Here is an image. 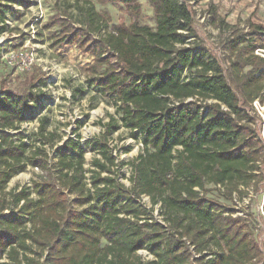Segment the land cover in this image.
<instances>
[{"label":"trees","instance_id":"16d2710c","mask_svg":"<svg viewBox=\"0 0 264 264\" xmlns=\"http://www.w3.org/2000/svg\"><path fill=\"white\" fill-rule=\"evenodd\" d=\"M97 1L122 5L132 20L106 29L108 19L92 4L80 7L78 26L60 17L56 41L92 55L87 81L113 101L115 116L98 138L55 140L43 116L34 139L24 140L19 128L43 107L36 84L45 78L28 77L20 90L0 80V264H255L260 249L241 218L209 192L231 200L264 181V142L251 115V103L263 99V58L232 63L233 89L209 50L190 42L186 0H146L154 27L139 23V0ZM25 2L0 0V33ZM248 27L251 45L236 35L230 49H264V26ZM239 63L252 68L241 75ZM121 127L141 143L129 185L108 142ZM27 166L40 177L7 189ZM156 205L159 218L152 215ZM209 247L216 249L208 254Z\"/></svg>","mask_w":264,"mask_h":264},{"label":"rangeland","instance_id":"374dc122","mask_svg":"<svg viewBox=\"0 0 264 264\" xmlns=\"http://www.w3.org/2000/svg\"><path fill=\"white\" fill-rule=\"evenodd\" d=\"M25 5H15L19 15H8L7 28L0 33V80L6 77V86L14 90L24 87L25 79L45 78V84H36L43 107L34 112L19 128L24 140H33L38 129L39 119L46 116V130H53L58 137L71 136L81 142L93 141L104 130L103 123L114 115V104L110 97L95 93L88 83L89 66L93 57L85 49L75 44L58 45L60 36L59 20L65 18L73 25H79L83 19L80 7L93 5L94 9L112 25L122 22L128 24L132 16L125 8L113 2H98L97 0H25ZM192 13L194 35L190 42L198 43L209 50L219 62L229 84L236 89L238 78H235L232 63L246 57L259 56L264 60V49H230L229 42L236 35L247 38L245 45H251L249 23L264 26V0H186ZM141 9L138 21L154 27L152 7L146 0H139ZM220 20L223 23H220ZM50 24V25H49ZM49 25V26H48ZM104 28V30H106ZM98 34H103L105 31ZM96 35V36H97ZM248 48V47H247ZM256 62V58L252 59ZM240 67V63L239 66ZM251 66H241L243 75ZM237 90V89H236ZM262 102L254 100L251 103V115L257 116L255 129L264 142V87ZM29 136V137H28ZM39 144V139L34 141ZM108 142L116 157V162H124L120 168L124 174L120 178L126 185L131 174L130 162L141 152V143L132 139L128 131L121 127L108 135ZM129 147L128 150L126 148ZM54 148V147H53ZM53 148L47 146L48 156L52 157ZM94 149L85 154V167H90ZM41 171L27 166L24 171L16 174L8 183L7 189L28 184L38 179ZM248 193L233 195L229 200L220 191H210L209 197L233 210L232 216L241 218L245 231L260 249L261 258L255 264H264V181L258 190L248 188ZM142 202L149 207L148 197L143 196ZM152 215L160 217L157 205ZM215 247H209L210 254ZM144 258L146 253L140 251ZM211 256L208 255L207 258Z\"/></svg>","mask_w":264,"mask_h":264}]
</instances>
